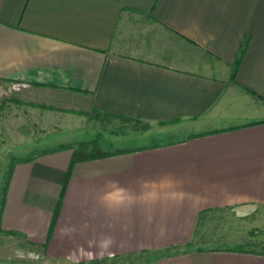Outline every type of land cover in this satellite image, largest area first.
Wrapping results in <instances>:
<instances>
[{
  "label": "crops",
  "instance_id": "0c3cea01",
  "mask_svg": "<svg viewBox=\"0 0 264 264\" xmlns=\"http://www.w3.org/2000/svg\"><path fill=\"white\" fill-rule=\"evenodd\" d=\"M51 130L3 164L0 255L264 264V0H0V134Z\"/></svg>",
  "mask_w": 264,
  "mask_h": 264
},
{
  "label": "rangeland",
  "instance_id": "374dc122",
  "mask_svg": "<svg viewBox=\"0 0 264 264\" xmlns=\"http://www.w3.org/2000/svg\"><path fill=\"white\" fill-rule=\"evenodd\" d=\"M1 132V131H0ZM61 131L59 130H51V131H45L44 133H47V138L41 140V145H28V143H31L33 140L30 141H20L18 142L16 139L12 137H8L7 139L2 137L0 134V183L4 182L6 179V172H5V165L6 162L8 164H11L12 158H23V157H28L30 155H44L45 152L52 151V150H59L61 148V143H63L65 140L64 136H61L60 133ZM36 135H41L43 131H34ZM87 132H78V137L74 139L79 140V139H86L88 138ZM125 139L121 138H116V137H111L109 138L108 136L101 135L100 137L91 138L90 140L87 141H92L95 144H93L91 147L93 148H100L102 146V143H108L110 142L111 144H108L107 146L113 145V146H118V147H128L131 146L130 141H122ZM18 142L20 145H15V142ZM38 142V139L35 141V143ZM26 143V144H22ZM5 161V162H4ZM1 191V190H0ZM1 196V192H0ZM13 244V243H12ZM14 245V244H13ZM18 245V244H17ZM15 244V247H11L7 250L4 251V254L2 253V259H0V264H53L44 259L39 253L32 251L31 249L28 248H21L20 246H17ZM7 260H6V259ZM146 261V258L139 257V258H133L130 260V264H144ZM103 264H118V263H103ZM125 264H128L126 262Z\"/></svg>",
  "mask_w": 264,
  "mask_h": 264
},
{
  "label": "trees",
  "instance_id": "16d2710c",
  "mask_svg": "<svg viewBox=\"0 0 264 264\" xmlns=\"http://www.w3.org/2000/svg\"><path fill=\"white\" fill-rule=\"evenodd\" d=\"M243 54H244V52L243 51H241V53H240V56L238 57V59H237V61H236V63H235V67H236V69L240 66V64H241V59H242V56H243ZM235 76V75H234ZM76 160H78V158H77V156H75V158H74V161H76Z\"/></svg>",
  "mask_w": 264,
  "mask_h": 264
}]
</instances>
